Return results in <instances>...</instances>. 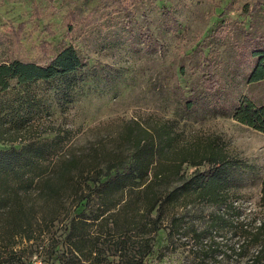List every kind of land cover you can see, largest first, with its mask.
<instances>
[{"label":"rangeland","instance_id":"1","mask_svg":"<svg viewBox=\"0 0 264 264\" xmlns=\"http://www.w3.org/2000/svg\"><path fill=\"white\" fill-rule=\"evenodd\" d=\"M129 4L130 27L123 13L104 0H0V62L13 59L14 42L16 49L38 58L42 40L51 43L52 52L72 45L85 60L68 83L39 80L24 86L12 80L0 92V115L7 113L5 120L12 125L0 130V148L57 137L60 142L50 160L75 153L83 162L77 170L83 174L77 191L64 188L53 200L40 199L36 192L28 195L33 237L0 222V264L71 263L65 225L77 198L89 192L85 177L100 173L93 157H126L129 145L123 133L135 122L150 129L169 128L179 152L213 151L230 163L228 200L215 207L189 196L186 206H177L163 219L144 264H264L252 260L257 244L246 248V256L236 254L245 244L241 228L264 220V132L232 115L242 97L264 103V79L249 80L256 60L253 47L264 45V0ZM71 10L88 15L73 23L72 31L64 24ZM21 22L25 28L16 41L10 31ZM205 58L219 80L215 90L203 82L209 72L201 70ZM210 165L187 161L179 173L206 172ZM180 183L177 178L173 184ZM95 201L90 202L93 209ZM213 212L222 213L225 221L212 226ZM172 214L179 226L167 237ZM132 239L136 243L143 238ZM113 241L108 234L100 236L95 245L99 254L83 264H121Z\"/></svg>","mask_w":264,"mask_h":264},{"label":"trees","instance_id":"2","mask_svg":"<svg viewBox=\"0 0 264 264\" xmlns=\"http://www.w3.org/2000/svg\"><path fill=\"white\" fill-rule=\"evenodd\" d=\"M133 1L104 0V3L121 11L126 26L130 27L133 14L129 3ZM87 16L71 10L65 16L64 24L72 31V24H80ZM87 22L91 23L92 20ZM24 28L25 24L19 23L11 29L10 36L17 41ZM144 34L150 39L148 31ZM17 46L18 43L14 42L13 49L16 52L12 60L0 62V92L6 91L12 80L24 86L39 80L68 83L70 77L79 73L85 64L72 45L52 52L51 43L42 40L39 44L40 56L36 59L31 58L24 49H16ZM252 54L256 60L249 80L259 81L264 79V45H255ZM209 64L207 58L201 64L202 71L209 70L203 82L207 88L215 90L219 80L211 73ZM24 100L29 105L32 102L28 97ZM232 115L237 121L264 132V103H255L248 97H242ZM6 117L7 113L0 115V130L12 126L11 123L8 125ZM123 134L129 145L126 157L100 161L93 157L96 158V166L101 167L100 173L85 177L89 192L77 198L72 214L67 217L65 236L70 246V264H83L88 260L92 262L99 254V249L96 247L97 252L95 249L97 240L107 234L114 240V249L121 256V264H144L143 258L152 250L156 232L168 212L177 206H186L190 202L187 201L189 196L215 207L228 200L225 194L228 193L226 187L229 184L230 163L220 153L179 152L173 146L175 135L164 125L150 129L135 122L125 126ZM59 142L57 137L30 139L19 147L0 148V222L4 220L14 225L16 232L22 230L33 237L29 227V215L33 207L26 205V199L32 192H36L40 199L53 200L64 188L78 190L83 174L77 170L83 162L77 154L67 153L56 161L49 158ZM203 160L211 164L206 172L195 169L187 176L179 173L182 163L189 161L192 165H198ZM177 178L181 183L174 185ZM260 193L264 199V176ZM93 199H96L94 209L90 207ZM211 214L212 226L224 220L222 213ZM178 220L172 214L167 237L172 236L179 226ZM103 227H108L107 231H103ZM240 233L244 235L245 244L236 254L246 256L249 251L246 248L257 244L259 247L252 260H264V220L258 225L241 228ZM138 236L143 239L133 243L132 237Z\"/></svg>","mask_w":264,"mask_h":264},{"label":"built area","instance_id":"3","mask_svg":"<svg viewBox=\"0 0 264 264\" xmlns=\"http://www.w3.org/2000/svg\"><path fill=\"white\" fill-rule=\"evenodd\" d=\"M34 264H38V263H34Z\"/></svg>","mask_w":264,"mask_h":264}]
</instances>
